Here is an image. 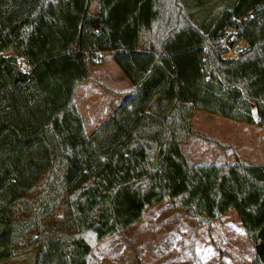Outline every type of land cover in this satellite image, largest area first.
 Returning a JSON list of instances; mask_svg holds the SVG:
<instances>
[{
    "label": "trees",
    "instance_id": "obj_1",
    "mask_svg": "<svg viewBox=\"0 0 264 264\" xmlns=\"http://www.w3.org/2000/svg\"><path fill=\"white\" fill-rule=\"evenodd\" d=\"M232 27L250 48L222 58ZM105 52L132 88L87 134L76 90ZM195 110L264 127V0H0V263L88 264L167 201L198 226L235 211L264 264V163L194 131ZM191 136L223 158L190 160Z\"/></svg>",
    "mask_w": 264,
    "mask_h": 264
},
{
    "label": "rangeland",
    "instance_id": "obj_2",
    "mask_svg": "<svg viewBox=\"0 0 264 264\" xmlns=\"http://www.w3.org/2000/svg\"><path fill=\"white\" fill-rule=\"evenodd\" d=\"M102 57L104 63L94 66L95 75L101 83L91 87L90 98L87 100L89 105L84 109V95L81 90L78 93L77 104L80 105L81 113L90 121L99 118L100 111L105 112L108 100L106 88L111 85L106 74L100 73L104 70L112 71L108 55ZM18 62L22 69L27 70L28 66L21 59ZM94 72L91 71L92 77ZM225 121L229 124L225 125ZM191 124L194 131L231 145L240 160L264 163L262 126L230 120L201 110L192 115ZM181 148L190 160H221L224 156L223 149L200 136H191L186 143L181 144ZM252 248L234 212L222 215L209 225L198 226L191 217L165 201L148 208L144 220L139 224L94 244L88 264H216L219 258L220 264H251L254 258ZM0 264H31V255L9 259Z\"/></svg>",
    "mask_w": 264,
    "mask_h": 264
},
{
    "label": "crops",
    "instance_id": "obj_3",
    "mask_svg": "<svg viewBox=\"0 0 264 264\" xmlns=\"http://www.w3.org/2000/svg\"><path fill=\"white\" fill-rule=\"evenodd\" d=\"M142 29H143V24L141 22H139V24H138V33H141ZM142 48H143V45L139 44L138 45V49L140 50ZM104 55H108L109 63H110V66L112 68V71H106V70L100 71L101 74H104V73L106 74L105 76L107 78V81H108V83L111 84V85L108 86L109 88H106V91L108 93V100L105 103V107H104L105 112L100 111L99 118H92L91 121H90V120H88V117H86L85 115H83L81 113L80 105L77 104L78 112L80 113V115L82 116V119H83V125H84L85 132L89 133V134L92 133L98 127V125L100 123H102L105 120V118L112 111L116 110L119 107V104L122 101V99L128 94V91L132 88L130 81L126 78V76L122 72H120L121 70L119 71L116 68L117 64L112 59L111 54L109 52H105V53H103L102 56H104ZM18 59H20V58H18ZM101 59L102 60H101V62L99 64H103L104 63L103 57ZM23 63H25V62H23ZM26 65L28 66V64H26ZM94 66L95 65H93L91 67V71L93 70V72H94ZM28 68H29V66L27 67V70H28ZM100 83L101 82L99 81L98 77L95 75V72H94V76H93L92 80H90L88 82H85V83H82V84H80L77 87L76 95H75L76 103L78 102V93L81 90V93L84 95V98H83L84 103H82V107H83V109H84V107H87V105H89V102L87 103V100H89V98H90L89 97L90 89H92L94 86L100 85ZM86 89H88V90H86ZM94 102H90V103H94ZM83 104H85V105H83ZM196 111L197 110H195L193 112V114ZM101 113H103V114H101ZM224 124L228 125L229 123H226V121H225ZM252 125H257V124H252ZM191 126H192V124H191ZM226 129L227 128H225V130ZM231 212H234L236 214L235 211H231ZM228 213H230V212H228ZM251 246H252V244H251ZM252 252L254 253L253 248H252Z\"/></svg>",
    "mask_w": 264,
    "mask_h": 264
},
{
    "label": "built area",
    "instance_id": "obj_4",
    "mask_svg": "<svg viewBox=\"0 0 264 264\" xmlns=\"http://www.w3.org/2000/svg\"><path fill=\"white\" fill-rule=\"evenodd\" d=\"M219 45L224 49L222 58H237L250 48V43L247 39L237 37V30L235 27L228 29L223 35L219 37ZM101 62L100 58L95 60L96 64ZM258 121L256 118L255 122Z\"/></svg>",
    "mask_w": 264,
    "mask_h": 264
}]
</instances>
